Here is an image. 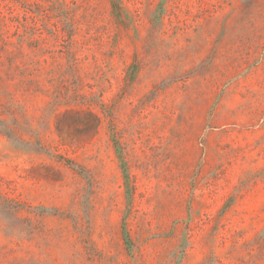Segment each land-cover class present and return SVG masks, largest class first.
Listing matches in <instances>:
<instances>
[{
  "label": "rangeland",
  "instance_id": "374dc122",
  "mask_svg": "<svg viewBox=\"0 0 264 264\" xmlns=\"http://www.w3.org/2000/svg\"><path fill=\"white\" fill-rule=\"evenodd\" d=\"M0 264H264V0H0Z\"/></svg>",
  "mask_w": 264,
  "mask_h": 264
},
{
  "label": "trees",
  "instance_id": "16d2710c",
  "mask_svg": "<svg viewBox=\"0 0 264 264\" xmlns=\"http://www.w3.org/2000/svg\"><path fill=\"white\" fill-rule=\"evenodd\" d=\"M113 6H115V4H113ZM89 116H91L93 118L94 123H95V127L98 128L99 123H100L99 118L94 113H91V112H89Z\"/></svg>",
  "mask_w": 264,
  "mask_h": 264
}]
</instances>
